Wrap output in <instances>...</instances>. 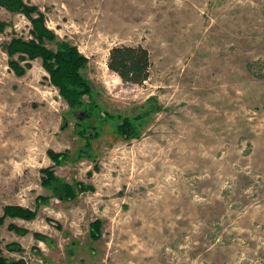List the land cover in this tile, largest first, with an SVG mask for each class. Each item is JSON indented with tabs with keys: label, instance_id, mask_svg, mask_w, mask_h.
<instances>
[{
	"label": "rangeland",
	"instance_id": "rangeland-1",
	"mask_svg": "<svg viewBox=\"0 0 264 264\" xmlns=\"http://www.w3.org/2000/svg\"><path fill=\"white\" fill-rule=\"evenodd\" d=\"M24 1L87 57L82 73L104 109L135 117L150 97L159 109L137 120V138L102 124L92 157L83 156L78 112L41 59L27 68L15 54L25 72L10 67L5 45L31 38V24L0 6V215L4 205L35 209L37 195H50L42 167L93 187L71 201L51 197L31 221L6 217L2 255L25 264H264V0ZM120 44L148 50L143 83L108 69L109 49ZM48 149L69 158L53 165Z\"/></svg>",
	"mask_w": 264,
	"mask_h": 264
},
{
	"label": "trees",
	"instance_id": "trees-1",
	"mask_svg": "<svg viewBox=\"0 0 264 264\" xmlns=\"http://www.w3.org/2000/svg\"><path fill=\"white\" fill-rule=\"evenodd\" d=\"M0 6L14 13L24 15L31 24V38L12 37L5 45L9 56V65L19 75H23L24 68L19 66L17 60L13 59L18 54L20 60L25 61V67H30V60L39 57L42 67L48 74L50 83L58 90L59 95L67 103L72 115L78 112L79 117L74 123V133L85 140L82 147L83 156H91L92 140L101 135L102 124L114 122L112 130L124 139L137 138L139 136V126L143 119L155 110L159 109L154 97H150L147 105H143V111L135 117H129L120 113H111L104 109L96 100V94L90 81L83 75L82 70L88 63L87 57L82 54L78 47L67 40L59 39L56 33L48 28L45 23L44 13L36 6L24 0H0ZM4 28V22L0 21V32ZM53 43L54 48L46 46V43ZM28 61V62H27ZM106 65L109 70L116 73L123 82L141 84L149 76L151 67L150 55L146 48L141 45L120 44L109 49ZM47 156L53 165H60L68 160V151H54L48 149ZM40 172V185L45 190H49L50 195L39 194L35 198V209L17 204H8L2 207L0 215V225L6 217L18 218L31 221L37 215V206L41 203H48L51 197L60 201L74 200L78 194L92 191L93 187L82 181L74 180L71 183L58 177L52 165L42 167ZM47 222L52 219L47 218ZM102 221L96 218L89 222V237L96 241L100 238ZM56 228L61 226L54 222ZM8 228L20 234L29 231L26 228L17 227L13 223ZM35 239L46 241V236L40 232L32 233ZM1 243V242H0ZM5 248L10 251L21 252L22 248L17 242L5 244ZM36 252L38 250L34 248ZM0 264H25L20 259H7L2 255L0 247Z\"/></svg>",
	"mask_w": 264,
	"mask_h": 264
}]
</instances>
